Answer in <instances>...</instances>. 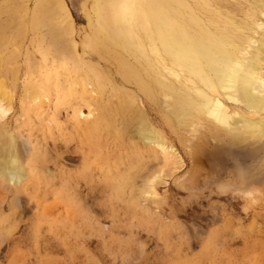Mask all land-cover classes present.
Wrapping results in <instances>:
<instances>
[{
  "label": "rangeland",
  "instance_id": "1",
  "mask_svg": "<svg viewBox=\"0 0 264 264\" xmlns=\"http://www.w3.org/2000/svg\"><path fill=\"white\" fill-rule=\"evenodd\" d=\"M2 1V133L27 177L0 178V264H264V143L235 144L206 123L182 132L162 95L140 94L87 40L97 0H65L77 47L60 58L37 37L36 0ZM142 116L178 158L164 165L161 147L134 135Z\"/></svg>",
  "mask_w": 264,
  "mask_h": 264
},
{
  "label": "bare ground",
  "instance_id": "2",
  "mask_svg": "<svg viewBox=\"0 0 264 264\" xmlns=\"http://www.w3.org/2000/svg\"><path fill=\"white\" fill-rule=\"evenodd\" d=\"M3 1L5 3L6 0ZM20 1L16 0L17 3H14L18 4ZM36 2L32 20L36 28L35 32L38 33L37 37H43V41L47 42L46 45L48 44L47 47L50 46L49 49L53 47L52 51L55 50L54 54L60 53L67 44V47H72V53H70L73 54L74 50L72 49H76L77 41H74V20L66 1L36 0ZM97 2L91 34L89 33L90 36L86 35V38L90 37V39L87 40L92 42V46L94 43L97 44L96 40L101 42L103 48L111 53L106 57L117 61L119 73L123 79L125 78L127 83L129 81V84H136L140 94L145 93L154 96L153 98H155L156 92L162 95L166 102L162 104V108L167 107V111L170 108L169 116L176 120L177 126L182 132L187 133L190 124L195 126L206 123L209 124L212 135L224 137V139L226 137L229 139L228 141H235V144L236 142L240 144L238 141L241 144H245V142L247 144L249 141L250 145L251 143H264V0H97ZM7 9V7L4 8V12L8 11ZM9 11L13 12L12 9ZM9 11L5 14H8ZM8 19L10 20V18ZM16 20L18 19L15 18ZM20 20L21 18L14 23H19ZM5 22H7L6 17ZM24 24L26 25V22ZM17 25H15L16 28ZM7 26L9 29V24ZM7 26L5 29H2L3 26L1 27L3 35ZM9 32L7 31L6 34ZM13 48L15 50V47ZM64 50L62 53L65 52ZM97 52L96 50V54ZM59 53L55 55L59 57ZM74 53L77 54V50ZM15 54L17 55V53ZM9 56L11 55L9 54ZM7 61L4 63L7 64ZM94 63L96 64V62ZM95 64L94 66H96ZM15 65L17 64L14 63ZM89 66L87 69L90 74L98 73L91 72L93 69ZM96 68L95 71L101 69L100 67ZM10 69L12 71L14 68L10 67ZM1 70L2 67L0 72ZM17 71L16 74L19 73V70ZM13 72L15 73V69ZM2 78H0L1 82ZM102 79L104 80V77ZM4 81L2 84H5ZM5 86H1L2 89H6ZM5 89L3 90L5 91ZM102 90H104V86ZM3 93V99H1L2 93H0L1 112L6 108L2 100L5 99V94L9 95L7 89L6 93ZM9 93L11 95V92ZM13 99L10 101L13 102ZM133 104L135 105V103ZM137 115L139 120L140 113L137 112ZM1 117L0 178L5 176L6 179L9 178L12 182L19 184L27 177V170L22 166V157L20 158L21 155L18 154L21 149H18L19 146L16 147L18 142L13 139L15 135H8L10 131L2 124ZM134 126L137 128L134 135L139 139L147 144L153 145L154 143L161 147L164 152L156 148L154 154L158 153H155L156 150L161 154L164 153V165L171 162L172 159L178 158L173 147L166 145L165 138L145 117L142 116L139 126L135 123ZM118 127L120 129V126ZM207 128L209 129V127ZM2 131H6L8 134L4 135ZM90 131L93 129L91 128ZM23 155L25 156V154Z\"/></svg>",
  "mask_w": 264,
  "mask_h": 264
}]
</instances>
